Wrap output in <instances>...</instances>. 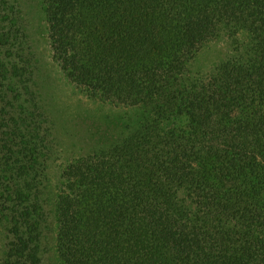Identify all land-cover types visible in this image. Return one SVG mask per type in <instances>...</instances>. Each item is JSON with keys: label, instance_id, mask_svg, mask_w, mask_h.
Masks as SVG:
<instances>
[{"label": "trees", "instance_id": "obj_1", "mask_svg": "<svg viewBox=\"0 0 264 264\" xmlns=\"http://www.w3.org/2000/svg\"><path fill=\"white\" fill-rule=\"evenodd\" d=\"M41 2L66 78L122 111L91 121L47 211L25 118L0 123V264H43L48 214L62 264H264V0ZM6 31L2 100L17 89ZM219 42V60L195 70Z\"/></svg>", "mask_w": 264, "mask_h": 264}, {"label": "rangeland", "instance_id": "obj_2", "mask_svg": "<svg viewBox=\"0 0 264 264\" xmlns=\"http://www.w3.org/2000/svg\"><path fill=\"white\" fill-rule=\"evenodd\" d=\"M0 28L14 38L3 53L7 66L15 70L14 79L17 81L16 93L11 91L5 100L0 98V123L9 124V130H13L15 119L25 118L21 132L25 133L33 150L37 149L45 167L42 178L45 187H41V197L45 198L47 211L49 202L46 203L48 196L45 191H48L51 201L56 202L63 167L74 157L88 152L86 148L90 141L83 134L96 127L91 121L110 113H120L122 109H114L89 98L66 78L50 45L48 22L41 0H0ZM223 47L224 42L204 47L193 60L194 69L208 70L223 55ZM17 124L20 125L21 121L17 120ZM5 197L0 189L2 251L11 236L3 229L6 226L4 217L10 206ZM44 228L40 251L43 264H62L55 248L57 222L52 215L45 218Z\"/></svg>", "mask_w": 264, "mask_h": 264}]
</instances>
